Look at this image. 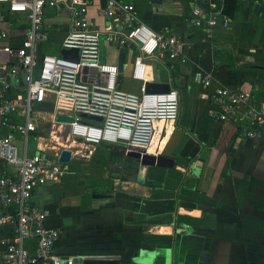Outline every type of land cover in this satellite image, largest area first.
I'll return each instance as SVG.
<instances>
[{
    "label": "crops",
    "instance_id": "crops-1",
    "mask_svg": "<svg viewBox=\"0 0 264 264\" xmlns=\"http://www.w3.org/2000/svg\"><path fill=\"white\" fill-rule=\"evenodd\" d=\"M124 1L136 6L150 28H168L190 42L185 48L187 63L172 76L173 83L185 85L179 89L186 94L184 112L180 108L178 122H156L148 146V154L168 156L175 166H143L123 147L126 158H114L117 150L106 148L107 157L96 158L90 167L87 161L95 145L67 140L56 146L51 140L52 127L46 120L53 117L55 97H48L36 107L38 129L28 137V152L50 156L67 148L71 159H84L68 171L61 166L59 180L37 186L32 194V202L47 212L45 224L59 230L56 252L73 257V264H264V141L240 139L236 123L212 116L208 89L201 83L202 74L211 72L217 82L243 88L264 104V0H199L200 27L186 21L192 0ZM99 5L101 0H95L87 15L102 28L107 21ZM66 19L65 11H48L46 22L53 28L39 46L41 53L53 43L60 53ZM7 20L0 26L8 30V42L17 44L27 22L22 15L8 14ZM102 44L101 58L117 65L120 46L102 40L101 52ZM132 52L124 50L119 85L137 91L139 82L131 78ZM9 61L0 50V65ZM123 74L132 82L127 87ZM146 78L167 82L168 74L159 61L150 60ZM12 81L10 96L23 86L21 75ZM30 138L34 150L29 148ZM13 141L23 148L22 137ZM135 161L133 173L129 164ZM10 231V226L0 227V236Z\"/></svg>",
    "mask_w": 264,
    "mask_h": 264
},
{
    "label": "built area",
    "instance_id": "built-area-1",
    "mask_svg": "<svg viewBox=\"0 0 264 264\" xmlns=\"http://www.w3.org/2000/svg\"><path fill=\"white\" fill-rule=\"evenodd\" d=\"M94 1L0 0V23H8V14L22 15L27 22L17 44L8 42L9 32L0 26V50L10 58L0 65L4 74L0 79V124L11 130L0 139V227H11L10 233L0 236V264L74 263L73 257L56 252L54 243L59 230L45 224L47 212L32 202L34 189L49 180H59L62 172L61 164L55 161L60 151L48 156L27 150L28 137L38 129L34 119L37 105L55 97L53 117L46 121L58 130L51 128L49 132L59 131L65 139L80 140L89 146L105 142L122 145L126 152L136 148L147 154L156 122H174L179 115L181 94L173 85L172 76L188 61V39L168 28H150L140 19L136 6L124 0H101L99 10L107 24L100 28L87 15ZM50 10L55 15L66 12L60 49H77V60L60 53L40 52L39 46L49 39L53 28L46 22ZM186 21L193 27L203 25L199 0H192ZM102 36L109 44L135 52L131 78L139 82L137 91L122 88L118 66L101 59ZM150 60L164 66L169 91L146 92ZM19 75L23 86L10 96L7 93L12 80ZM201 83L208 89L212 116L236 123L240 139L264 141V104L243 88L217 82L211 72L202 74ZM58 113L69 114L73 120L56 121ZM10 116L16 118L11 124ZM15 133L23 137V148L14 143Z\"/></svg>",
    "mask_w": 264,
    "mask_h": 264
},
{
    "label": "water",
    "instance_id": "water-1",
    "mask_svg": "<svg viewBox=\"0 0 264 264\" xmlns=\"http://www.w3.org/2000/svg\"><path fill=\"white\" fill-rule=\"evenodd\" d=\"M124 50H125L124 47L121 46L119 47L118 60H117V66L119 72L122 70V65L124 63ZM60 54L65 58H69L73 60H77L78 58V50L74 48H64L60 51ZM145 87H146V92L149 93L167 92L170 89V86L167 82L148 81L146 82ZM51 112H53V107L51 109ZM80 115L87 118L101 120V118L98 116H92L88 114H80ZM55 118L56 121L59 122H70L73 120V117L71 115L61 114V113L56 114ZM42 125L43 124H40L39 128ZM8 133H9L8 127L6 125H2L0 128V139L7 137ZM127 154L129 156H133L134 158H137L140 164L143 166H153V165L166 166V167L175 166L174 159L162 154L159 155L147 154L143 149L135 148L134 150L127 151ZM71 156H72L71 150L67 148H63L60 150L58 157L55 158V161L59 164H66L70 161Z\"/></svg>",
    "mask_w": 264,
    "mask_h": 264
},
{
    "label": "rangeland",
    "instance_id": "rangeland-1",
    "mask_svg": "<svg viewBox=\"0 0 264 264\" xmlns=\"http://www.w3.org/2000/svg\"><path fill=\"white\" fill-rule=\"evenodd\" d=\"M102 40H104L103 39V36H102ZM101 40V41H102ZM104 49H105V46H104V44H102V52H101V56L103 55V53H104ZM58 44H55V43H53L52 45H45V48H44V53H49V54H57L58 53ZM129 50V49H128ZM130 51V50H129ZM130 53V52H129ZM128 53V54H129ZM135 52L133 51L132 52V54H134ZM127 54V55H128ZM102 59V58H101ZM103 60V59H102ZM121 79H122V81H123V86L124 87H127V85L129 84V83H132V82H130V80H129V77L128 76H126L125 74H123L122 76H121ZM181 100H180V108H181V110L183 111L184 110V108H185V104H186V94H185V91H182L181 92V98H180ZM184 112V111H183ZM181 116V113H179V115H178V117H177V119L175 120L176 122H178L179 121V117ZM57 128L55 127V129L54 130H56ZM56 134H57V136H59L62 140L61 141H63L64 143H69L68 141H66L67 139H65L64 140V138H65V134H60L59 133V131H56ZM155 135V134H154ZM22 137V136H21ZM21 137H19V138H17L14 134H12V139L13 140H18V141H20L21 140ZM155 137V136H154ZM23 138V137H22ZM152 139H153V137H152ZM66 141V142H65ZM54 144L56 145V146H58L59 144L58 143H56V141H54ZM111 146V144L109 143H105V142H102V143H99V144H95V149H94V151L92 152L93 154L92 155H90V159H88V161L87 162H90L89 164V166L91 167V164L93 163V161H95L96 160V158H101V157H107V150H109V148H110V150H112V152H114V150H117V152H118V154L117 155H115V157L114 158H116V157H118V155H119V158L121 159V158H126V156H124L123 155V153H124V150H123V146L121 145V146H119V145H113L112 147H110ZM77 147V149H80L84 154L87 152V150L86 149H84L83 147H80V146H76ZM29 148L30 149H32V150H34L35 149V142H34V140L32 139V138H30L29 139ZM106 148H108L107 150H106ZM77 157H72V159H71V161L70 162H68V163H66V164H61V166H64V165H66V168H64V169H68L69 168V166H71V168H73V167H75L77 164H81V162H83L84 161V159L83 158H81V155H76ZM84 155H82V157H83ZM123 156V157H122ZM120 159H119V161H120ZM115 160V159H114ZM113 160V161H114ZM121 162V161H120ZM112 165H115V162H113V164ZM68 171V170H67Z\"/></svg>",
    "mask_w": 264,
    "mask_h": 264
},
{
    "label": "trees",
    "instance_id": "trees-1",
    "mask_svg": "<svg viewBox=\"0 0 264 264\" xmlns=\"http://www.w3.org/2000/svg\"><path fill=\"white\" fill-rule=\"evenodd\" d=\"M173 85L175 87H177L178 89H183L185 87L184 84H178L177 85L176 82H174ZM13 121L14 120L8 119V123H10V124L13 123ZM129 169H130L131 172L136 173V171H137V161L129 164Z\"/></svg>",
    "mask_w": 264,
    "mask_h": 264
},
{
    "label": "bare ground",
    "instance_id": "bare-ground-1",
    "mask_svg": "<svg viewBox=\"0 0 264 264\" xmlns=\"http://www.w3.org/2000/svg\"><path fill=\"white\" fill-rule=\"evenodd\" d=\"M51 137H52V139L51 140H53V141H56V143H58L59 145H61V146H64L66 143H64L63 141H61L62 139L60 138V137H58L56 134H55V132H53L52 133V135H51ZM68 141H70L71 142V140L70 139H67ZM66 140V141H67ZM152 140V139H151ZM65 141V142H66ZM151 142V141H150ZM150 144V143H149ZM149 146V145H148ZM58 148V147H57Z\"/></svg>",
    "mask_w": 264,
    "mask_h": 264
}]
</instances>
